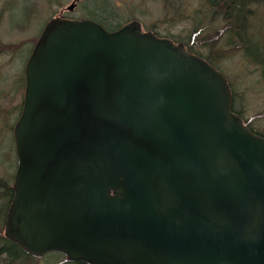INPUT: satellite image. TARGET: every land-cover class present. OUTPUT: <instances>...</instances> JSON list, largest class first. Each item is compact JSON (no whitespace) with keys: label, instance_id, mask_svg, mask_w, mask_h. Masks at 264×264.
<instances>
[{"label":"water","instance_id":"95a60500","mask_svg":"<svg viewBox=\"0 0 264 264\" xmlns=\"http://www.w3.org/2000/svg\"><path fill=\"white\" fill-rule=\"evenodd\" d=\"M25 77L5 225L25 252L264 264V136L233 111L224 72L137 19L109 31L56 16Z\"/></svg>","mask_w":264,"mask_h":264},{"label":"rangeland","instance_id":"374dc122","mask_svg":"<svg viewBox=\"0 0 264 264\" xmlns=\"http://www.w3.org/2000/svg\"><path fill=\"white\" fill-rule=\"evenodd\" d=\"M72 1L49 0V3H46V0H16L9 8L13 15L10 16L8 12L9 15L5 14L0 20V43L17 42L12 56L9 52H2L0 56V69L3 68L0 73V171L3 177H6L8 171L13 170L14 173L16 166L15 156L12 154V130L8 129V123L10 120L13 121L10 113H14V109L21 103L18 78L23 77L25 63L44 23L51 16L61 14ZM107 2L109 8L106 7L103 10L109 12V9H116L122 23L138 19L145 29L154 30L163 36H173L181 41L185 39L188 41L190 36L191 45H200L205 41L208 49L206 51L202 48L200 51L205 54L209 52V57L226 72L234 88L236 105L252 125L264 132V85L261 71L256 69L255 62L244 58L234 47L235 43L227 44L229 41L224 33L225 27L220 25L218 28L219 25L214 24L213 21L204 27L199 35L194 36V41L191 39L193 32L197 31L195 24L199 23V20L196 17L194 20L190 19L189 16H195L197 13L198 17L205 19L206 23L210 19L206 18L209 14L201 5V0H183L182 6H187L189 9L186 11L187 16L180 14L181 10L166 12L163 0H107ZM105 3V0H83L71 14L78 17L86 16L85 13L91 8L104 6ZM257 11L256 25L260 24L264 28V7L257 8ZM97 15L101 16L98 12ZM107 16L100 18L109 25H111L110 21H116ZM262 34L264 36V30ZM0 231H3L1 226ZM26 259L12 261L0 257V264H66L64 255L57 254L55 251H50L40 258L29 256Z\"/></svg>","mask_w":264,"mask_h":264},{"label":"trees","instance_id":"16d2710c","mask_svg":"<svg viewBox=\"0 0 264 264\" xmlns=\"http://www.w3.org/2000/svg\"><path fill=\"white\" fill-rule=\"evenodd\" d=\"M164 1V9L166 12H179L180 14H183L185 16L188 15L186 11H189V9L186 7H183V0H163ZM179 1V4H178ZM202 6L206 8V13L209 14L208 17L210 18L208 22H205V19H201L198 17L197 13L194 15H190V19H195V17L199 20V23L195 24V30L196 32H193L191 39H195V35H199L200 32L204 27H206L210 22H214V24L217 23L219 25L218 28H220V25L224 26V33L227 35V40L229 41L227 44H234V47L237 48V50L240 51V53L244 56V58L248 59L250 62H255L257 65L256 69H260L261 71V79L262 83L264 85V58L257 57L254 54L255 50H263L264 51V36H263V30L264 28L258 24L256 25V18H257V8L264 7V0H201ZM104 6H98L93 7L87 13H85L88 17L93 18L94 20L100 22L103 24L107 29L113 30L122 25V22H120V18L118 16V12L116 9L112 10L109 9V12H105L103 9L106 7L109 8V4L107 0H105ZM46 3H49V0H46ZM100 10V11H99ZM97 12L100 15H97ZM103 15V16H102ZM105 15H108L107 17H112L113 19H116L110 21V24L108 22L104 21L102 18L105 17ZM176 16V14L174 15ZM102 17V18H100ZM211 27V26H210ZM210 30V28H209ZM159 34V33H158ZM167 36V35H166ZM172 38L173 40H179L176 39L173 36H168ZM184 43L186 44L188 50L191 52L199 55L200 57L206 59L208 62H210L212 65L217 67L218 69H221L219 64L212 58H210V53L207 52L206 54L200 51V49L204 48L208 49L207 43L203 41L200 45H191V40L189 36V40L187 41L185 39ZM209 44V43H208ZM211 44V43H210ZM214 58V57H213ZM215 59V58H214ZM18 88H21V103L19 104V112L22 108V99L24 94V76H19L18 78ZM230 87L233 93V111H235L237 114H239L244 121L247 123V125L257 133L264 135V132L257 129L254 125H252L243 115L241 109L236 105V95L234 92V88L230 83ZM1 108V106H0ZM13 121H9L8 123V129L13 130ZM9 132V131H8ZM12 135V134H11ZM16 163V161H15ZM8 173V174H7ZM6 177H3L0 171V226L4 225V219L5 214L7 211V208L9 206V203L11 201V198L13 196L14 190L11 181L13 182V170L11 172H7ZM60 254V253H57ZM61 255V254H60ZM33 257L26 253L17 243L5 238V236L2 234V231H0V257H3L5 260H27L28 257ZM34 258V257H33ZM66 264H88L82 260H75V261H68L64 259Z\"/></svg>","mask_w":264,"mask_h":264},{"label":"flooded vegetation","instance_id":"af4514ba","mask_svg":"<svg viewBox=\"0 0 264 264\" xmlns=\"http://www.w3.org/2000/svg\"><path fill=\"white\" fill-rule=\"evenodd\" d=\"M29 1V0H28ZM16 2V0H0V20L2 18H4V15L5 14H8L9 11V8H10V5L14 4ZM76 8H78V1L75 5V7L72 9V10H63L61 12V14H59V16H62V17H66V18H71V19H74V18H78V16L76 15H72L71 12L74 11ZM13 14L10 12V16H12ZM53 16H58V15H53ZM51 16V17H53ZM17 47V42H14L12 41L11 43L9 42H1L0 43V56H1V53L4 52V53H7L9 52L10 55L12 56V53H13V48ZM11 60V59H10ZM3 70L0 69V73L1 71ZM5 78V77H4ZM18 93V92H17ZM16 93V94H17ZM17 97V96H16ZM23 100V99H22ZM19 106H17V108L14 109V113H10V116H12L11 118H13V121L16 120L19 116ZM12 136H13V130H12ZM14 137H12L13 139ZM13 146V145H12ZM12 151H13V155L15 156V159L17 158V153H16V149H15V146L12 147Z\"/></svg>","mask_w":264,"mask_h":264},{"label":"bare ground","instance_id":"6f19581e","mask_svg":"<svg viewBox=\"0 0 264 264\" xmlns=\"http://www.w3.org/2000/svg\"><path fill=\"white\" fill-rule=\"evenodd\" d=\"M253 52H254L255 56L264 58V51L263 50L257 51L254 49Z\"/></svg>","mask_w":264,"mask_h":264}]
</instances>
